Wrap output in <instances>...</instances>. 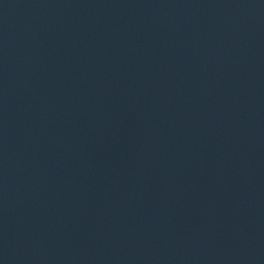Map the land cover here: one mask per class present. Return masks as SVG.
I'll list each match as a JSON object with an SVG mask.
<instances>
[{
    "label": "water",
    "instance_id": "1",
    "mask_svg": "<svg viewBox=\"0 0 264 264\" xmlns=\"http://www.w3.org/2000/svg\"><path fill=\"white\" fill-rule=\"evenodd\" d=\"M0 264H264V0H0Z\"/></svg>",
    "mask_w": 264,
    "mask_h": 264
}]
</instances>
